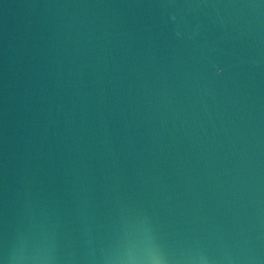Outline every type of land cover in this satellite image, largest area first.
<instances>
[{"label":"water","instance_id":"1","mask_svg":"<svg viewBox=\"0 0 264 264\" xmlns=\"http://www.w3.org/2000/svg\"><path fill=\"white\" fill-rule=\"evenodd\" d=\"M0 264H264V0H0Z\"/></svg>","mask_w":264,"mask_h":264}]
</instances>
